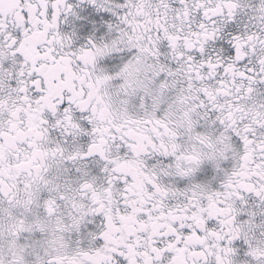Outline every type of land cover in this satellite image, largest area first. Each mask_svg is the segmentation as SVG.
Instances as JSON below:
<instances>
[{"label":"snow or ice","instance_id":"1","mask_svg":"<svg viewBox=\"0 0 264 264\" xmlns=\"http://www.w3.org/2000/svg\"><path fill=\"white\" fill-rule=\"evenodd\" d=\"M0 264H264V0H0Z\"/></svg>","mask_w":264,"mask_h":264}]
</instances>
